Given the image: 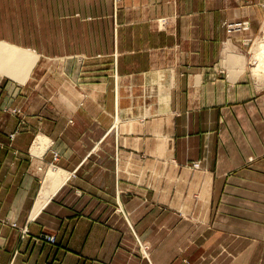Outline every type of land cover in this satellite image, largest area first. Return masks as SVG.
Returning <instances> with one entry per match:
<instances>
[{
  "label": "crops",
  "instance_id": "obj_1",
  "mask_svg": "<svg viewBox=\"0 0 264 264\" xmlns=\"http://www.w3.org/2000/svg\"><path fill=\"white\" fill-rule=\"evenodd\" d=\"M112 1L0 0V264H264V0Z\"/></svg>",
  "mask_w": 264,
  "mask_h": 264
},
{
  "label": "bare ground",
  "instance_id": "obj_2",
  "mask_svg": "<svg viewBox=\"0 0 264 264\" xmlns=\"http://www.w3.org/2000/svg\"><path fill=\"white\" fill-rule=\"evenodd\" d=\"M255 58L257 64L256 67L253 68V71L257 75H260V73L262 74V72H264V37L261 39V43L259 45L258 51L255 54ZM63 176L58 175V172L51 168L44 179L43 192L41 197H47L57 187V185L63 179ZM40 203L41 200L37 202L36 207H38Z\"/></svg>",
  "mask_w": 264,
  "mask_h": 264
},
{
  "label": "rangeland",
  "instance_id": "obj_3",
  "mask_svg": "<svg viewBox=\"0 0 264 264\" xmlns=\"http://www.w3.org/2000/svg\"><path fill=\"white\" fill-rule=\"evenodd\" d=\"M92 0H82V2H80L81 4H82V8L88 13V11L89 10H91L90 8H89V6H88V4L91 2ZM100 2L97 4V6H96V9L97 10H99V9H102L103 7H104V5H103V0H99ZM120 1L121 0H113L112 1V6H113V8H114V10H115V8H117L118 6H119V3H120ZM89 9V10H88ZM55 82H53V83H51L50 85H51V87L53 86L52 84H54ZM115 84H116V82H115ZM115 90H117V87H116V85H115ZM13 112H16V113H19V110H17V109H15V110H13ZM13 134H11L10 135V137L11 138H13ZM38 140V139H37ZM45 144H50V141L47 139V143H45ZM36 145V144H35ZM34 145V148L36 147ZM40 145H38V147H39ZM53 154V160L55 161V160H57V159H54V152L52 153ZM58 158H59V155H58ZM194 162H199V165H200V167L202 166V163H201V161L200 160H197V161H191V162H188L187 163V165L186 166H188L189 168H191V169H199V168H194V167H192V164L194 163ZM52 167L53 168H56L57 166L56 165H52ZM197 201V200H196ZM194 204H195V202H194ZM118 209H120V208H118ZM12 226L13 227H17L21 232H22V234L23 233H25L26 231H27V227H26V225L25 226H22V227H18V225L17 224H15V223H13L12 224ZM49 235V234H48ZM56 238V237H55ZM40 239H42V238H40ZM43 240V239H42ZM45 241V240H44ZM47 242V241H46ZM48 243H52V242H48ZM139 246H140V250H141V252H142V254L146 257V258H149V244L147 243V242H144V241H140L139 240Z\"/></svg>",
  "mask_w": 264,
  "mask_h": 264
},
{
  "label": "built area",
  "instance_id": "obj_4",
  "mask_svg": "<svg viewBox=\"0 0 264 264\" xmlns=\"http://www.w3.org/2000/svg\"><path fill=\"white\" fill-rule=\"evenodd\" d=\"M58 152L54 151V159H58ZM192 167L194 168H200V165H199V162H194L192 164ZM41 238L47 242H52V243H55L56 241V238L54 235H48V234H42L41 235Z\"/></svg>",
  "mask_w": 264,
  "mask_h": 264
}]
</instances>
